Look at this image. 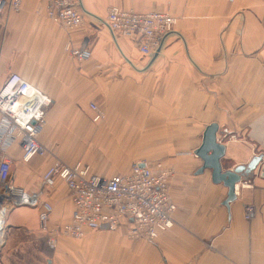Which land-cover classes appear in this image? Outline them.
Returning <instances> with one entry per match:
<instances>
[{
    "label": "crops",
    "instance_id": "crops-1",
    "mask_svg": "<svg viewBox=\"0 0 264 264\" xmlns=\"http://www.w3.org/2000/svg\"><path fill=\"white\" fill-rule=\"evenodd\" d=\"M112 5L165 11L177 23L158 52L145 56L134 40L109 27ZM78 7L84 21L75 29L50 19L45 0H24L18 10L0 14V83L17 72L51 96L39 136L49 149V137L69 135L203 138L215 122L226 146L223 169L264 153V0H78ZM71 43L86 45L91 57L74 58L66 48ZM91 102L104 119H93ZM202 138L171 161L175 224L156 241L133 239L119 227L60 236L52 247L39 207L17 205L9 212L0 264H264V159L236 184L237 198L228 207V188L213 181L211 169L198 171L203 161L195 149ZM55 153L23 161L21 144L13 143L8 154L15 183L40 191ZM104 171L97 173L114 175ZM41 195L53 206L50 226L70 220L74 205L64 180ZM245 205L255 207L253 217L245 216Z\"/></svg>",
    "mask_w": 264,
    "mask_h": 264
},
{
    "label": "built area",
    "instance_id": "built-area-1",
    "mask_svg": "<svg viewBox=\"0 0 264 264\" xmlns=\"http://www.w3.org/2000/svg\"><path fill=\"white\" fill-rule=\"evenodd\" d=\"M23 1L0 0V14L18 10ZM45 1L48 17L60 26L75 29L83 23L78 0ZM107 23L117 35L134 40L142 55L151 56L174 30L177 18L165 11L137 12L112 5ZM66 48L79 61L91 57V51L84 44L71 43ZM52 102L50 95L20 73L11 72L0 83V247L6 239L9 212L17 205L39 207L41 229L47 233L52 247L60 236L83 238L91 231L119 227L125 228L133 239L154 242L160 233L171 229L177 210L170 193L171 169L160 164L154 166L146 159L132 162L124 173L107 176L94 172L90 164L81 160L70 163L55 157L41 176L40 191L29 192L15 183L8 148L15 142L20 143L23 161L48 154L50 149L39 136ZM90 106L97 112L94 118L97 121L102 112L97 103L91 102ZM260 154L264 159V153ZM57 179L65 181L74 207L70 220L50 226L53 206L41 193L54 187ZM243 211L251 218L255 207L245 205Z\"/></svg>",
    "mask_w": 264,
    "mask_h": 264
},
{
    "label": "rangeland",
    "instance_id": "rangeland-1",
    "mask_svg": "<svg viewBox=\"0 0 264 264\" xmlns=\"http://www.w3.org/2000/svg\"><path fill=\"white\" fill-rule=\"evenodd\" d=\"M107 102L108 94L105 93L98 103L104 108ZM103 111L101 110L100 119L104 117ZM200 138L202 137H49L52 141L50 149L56 152L55 157L70 163L81 160L90 164L94 172L105 170L104 172L112 175L117 166L126 164L130 168L131 163L139 159H146L154 166L160 164L161 167H169L170 187L175 175V167L171 161L178 152H192ZM138 240L150 242L146 239Z\"/></svg>",
    "mask_w": 264,
    "mask_h": 264
},
{
    "label": "water",
    "instance_id": "water-1",
    "mask_svg": "<svg viewBox=\"0 0 264 264\" xmlns=\"http://www.w3.org/2000/svg\"><path fill=\"white\" fill-rule=\"evenodd\" d=\"M219 125L215 122L209 124L203 133L202 143L195 149V154L199 156L203 163L199 168L202 173L205 169L212 170V178L216 183L223 182L228 188L227 197L224 204L229 207L230 203L236 200V184L246 178L263 159V155H255L247 165H238L233 169H223L221 159L225 154V144L218 141ZM45 264H52L49 259Z\"/></svg>",
    "mask_w": 264,
    "mask_h": 264
}]
</instances>
